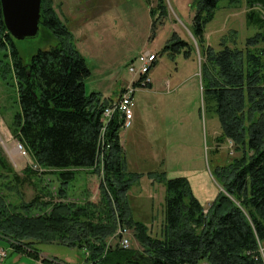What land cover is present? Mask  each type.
I'll use <instances>...</instances> for the list:
<instances>
[{
	"label": "trees",
	"instance_id": "16d2710c",
	"mask_svg": "<svg viewBox=\"0 0 264 264\" xmlns=\"http://www.w3.org/2000/svg\"><path fill=\"white\" fill-rule=\"evenodd\" d=\"M147 1L152 18L157 13L164 16L165 0ZM220 1L199 0L194 26L199 40ZM247 3L250 8L264 7V0ZM246 18L249 26L264 30L261 14L250 11ZM40 28L51 48L25 60L6 28L0 0V49L11 53L8 70L15 76L19 93L13 135L42 171L28 167L26 178H20L0 149L1 170L13 174L15 183V187L0 186V239L8 241L17 254L41 264H51L39 257L38 248L46 244L94 253L86 264H93L95 258L98 264H264L260 253L264 247V33L248 38L241 47L223 44L219 50L210 47L204 52V102L221 124L217 141L233 142L239 154L219 167L216 176L241 207L220 193L206 213L186 177L150 174L166 189L164 228L160 237H153L149 226L135 220L128 209L129 192L143 175L128 171L120 141L124 120L115 114L103 133V113L112 103L99 93L87 94L85 82L91 70L54 0H42ZM183 44L170 49L180 52ZM101 170L99 203L68 202L67 187L79 173L102 175ZM39 175L62 181L55 192L58 201L53 192L40 191L33 182L35 197L30 203L22 202L21 189ZM5 190L14 191L22 204H12ZM47 197L49 201L42 200ZM119 218L135 229L143 252L118 245L107 249Z\"/></svg>",
	"mask_w": 264,
	"mask_h": 264
},
{
	"label": "rangeland",
	"instance_id": "374dc122",
	"mask_svg": "<svg viewBox=\"0 0 264 264\" xmlns=\"http://www.w3.org/2000/svg\"><path fill=\"white\" fill-rule=\"evenodd\" d=\"M156 3L153 1L152 7ZM198 5L199 0H165L164 16L157 13L152 18L147 0H54L58 15L71 30L74 43L91 70L85 82L87 94L102 93L103 100L114 98L115 104L124 97L132 101L133 117L124 121L120 141L128 171L143 177L129 192L128 209L135 220L149 226L153 237H160L164 228L166 189L163 184L155 183L150 174L166 172L169 178L186 177L206 207V213L220 193L229 195L216 176L217 169L239 154L233 142L217 141L222 135L221 124L204 102V52L210 47L219 50L223 44L241 47L248 38L264 33L255 25L249 26L246 18L250 11L264 18L263 6L250 8L247 0H221L206 24L203 39L199 40L194 33ZM43 37L40 29L39 37L17 41L25 60L39 50L51 48ZM180 42L184 43L180 52L178 48L170 49ZM145 52L158 55L149 74L153 86L148 87L136 82V75L130 72L132 67L139 69L138 57ZM11 61L10 51L0 49V67H6L0 70V149L14 173L23 179L28 167L40 174L42 171L13 135L12 124L20 107L15 76L8 70ZM107 125L106 122L103 133ZM101 173H79L67 187L68 202L99 203L100 185L104 181L102 170ZM12 177L0 165V186L15 187ZM33 182L40 191L53 192L58 201L55 192L61 189L62 181L56 176L39 175L32 176L31 182L21 189L22 202L30 203L35 197ZM5 191L12 204H22L14 191ZM118 223L114 235L107 240V249L118 245L122 231L127 229L131 246L126 250L143 252L135 229L124 225L120 218ZM0 249L7 253L5 264H39L28 256L19 263L21 255L13 251L8 241L0 239ZM38 249L40 260L51 264H82L87 263L88 256H95L89 251L58 244L41 245ZM260 253L264 263L263 246ZM95 259L93 264H98L99 259Z\"/></svg>",
	"mask_w": 264,
	"mask_h": 264
},
{
	"label": "water",
	"instance_id": "95a60500",
	"mask_svg": "<svg viewBox=\"0 0 264 264\" xmlns=\"http://www.w3.org/2000/svg\"><path fill=\"white\" fill-rule=\"evenodd\" d=\"M4 22L17 41L40 35L42 0H1Z\"/></svg>",
	"mask_w": 264,
	"mask_h": 264
},
{
	"label": "built area",
	"instance_id": "2783aa9c",
	"mask_svg": "<svg viewBox=\"0 0 264 264\" xmlns=\"http://www.w3.org/2000/svg\"><path fill=\"white\" fill-rule=\"evenodd\" d=\"M157 60V55L151 52H145L138 57L139 69L136 70L135 67H132L130 68V72L140 77V82L142 85L148 87L151 83L149 74ZM115 114H120L124 121L132 119V101L129 97L121 98V100L114 107L106 108L103 113V123L106 124L107 122L108 124ZM128 232L129 231L127 229H125L124 232L122 231V235L120 237L121 239L119 240L120 247L124 249H127L129 246H131ZM6 257V251L0 250V264L5 262Z\"/></svg>",
	"mask_w": 264,
	"mask_h": 264
},
{
	"label": "crops",
	"instance_id": "0c3cea01",
	"mask_svg": "<svg viewBox=\"0 0 264 264\" xmlns=\"http://www.w3.org/2000/svg\"><path fill=\"white\" fill-rule=\"evenodd\" d=\"M151 86H153V81L151 80ZM96 93H98V92H96ZM99 94H101V95H104V94H102V93H99ZM153 94V93H152ZM103 97V96H102ZM116 99H111L109 102L110 103H113V104H115L116 102ZM134 119H135V117H134ZM135 124V122H133V125ZM192 184V183H191ZM154 188V187H153ZM192 188H193V186H192ZM193 191H194V189H193ZM197 197V196H196ZM201 202V201H200ZM202 203V202H201ZM203 205V204H202ZM204 206V205H203ZM205 207V206H204ZM206 208V207H205ZM138 221V220H137ZM0 250H2V249H0ZM22 258H28V257H26V256H20L19 258H18V262L22 259ZM39 264H41V261H37ZM20 263V262H19ZM1 264H5V263H1ZM82 264H86L85 262L84 263H82Z\"/></svg>",
	"mask_w": 264,
	"mask_h": 264
}]
</instances>
